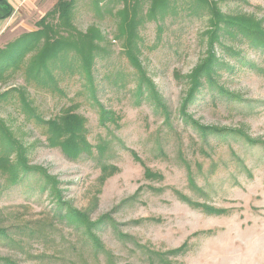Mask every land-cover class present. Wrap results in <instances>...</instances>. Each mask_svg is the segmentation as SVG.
I'll list each match as a JSON object with an SVG mask.
<instances>
[{"label": "rangeland", "instance_id": "obj_1", "mask_svg": "<svg viewBox=\"0 0 264 264\" xmlns=\"http://www.w3.org/2000/svg\"><path fill=\"white\" fill-rule=\"evenodd\" d=\"M56 1L19 3L0 30V49L35 31ZM211 1L225 14L253 16L264 28V0ZM92 14L82 1L74 15L76 28L84 31L94 21ZM177 14L159 23L160 32L154 22L139 28L138 60L165 112L151 100H138L134 71L111 40L114 25L107 16L100 28L110 43L105 57L94 62L95 98L84 79L68 71L57 75L59 92L27 84L21 71L0 83V95L23 94L12 91L0 98V120L27 148L29 164L54 177L64 201L90 222L111 220L92 230L104 247L97 251L83 226L55 215V204L34 175L21 176L15 185L0 176V228L7 231L0 237V257L17 264H264V52L236 37L222 40L232 55L216 46L225 66L212 76L215 85L204 84L187 115L199 125L242 136L203 138L179 110L187 76L208 46V20L181 8ZM21 98L43 120L73 107L84 120L92 154L71 160L48 147ZM99 106L108 112L105 124ZM98 160L114 172L103 176ZM35 222L46 226L37 228Z\"/></svg>", "mask_w": 264, "mask_h": 264}, {"label": "trees", "instance_id": "obj_2", "mask_svg": "<svg viewBox=\"0 0 264 264\" xmlns=\"http://www.w3.org/2000/svg\"><path fill=\"white\" fill-rule=\"evenodd\" d=\"M91 5L94 21L84 30L80 31L74 25L76 8L82 2ZM57 0L53 7L47 11L37 22L36 30L23 33L4 48L0 49V83H4L8 77L21 73L27 84L43 88L48 92H59L57 89V75L68 71L70 75H78L84 79V86L94 97L93 66L97 58H104L108 53L110 43L106 40L105 33L100 28L102 19L107 16L112 21L113 33L111 40L118 42L121 48V56L134 71L137 80L135 95L138 100H151L154 106L163 112L156 90L145 71L141 67V36L139 28L148 22L158 23V31H161L159 23L167 16H175L178 9L188 10L189 13H198L207 17L208 30L206 32L207 49L205 55L187 76L188 88L182 100L179 114L184 122L195 128L198 133L206 138L209 134L242 136L237 130L202 126L193 121L187 115L188 106L200 93L205 83L215 85L212 76L218 69L225 66L223 60L217 55V47H221L229 55L233 49L227 48L222 40L226 38H239L247 42L251 49L264 52V28L258 20L250 15H230L221 12L216 3L211 0ZM7 13L6 17L10 16ZM112 29V28H111ZM60 71L55 72L56 68ZM217 89L225 95L219 87ZM9 90L0 95L5 98ZM22 95V92H17ZM230 98H234L231 95ZM21 107L32 116L36 125L40 127L42 135L50 148H59L69 159L76 160L79 156L89 157L92 146L86 140V128L84 120L75 115L73 107L62 110V114L55 119L43 120L30 107V103L21 98ZM236 101H240L236 99ZM95 102H97L95 100ZM100 122L105 124L108 112L99 106ZM31 118V117H30ZM251 144L260 143L248 140ZM99 143L97 149L104 150ZM261 144V143H260ZM264 146V143H262ZM13 156V158H12ZM102 175H111L114 168L106 167L99 161ZM26 174H32L42 184V191L48 192V197L53 201L57 212L55 215L65 219L68 223L81 225L85 228L88 240L97 251H103L99 239L92 231L100 226L104 219L111 221L107 216L101 217L97 222H90L87 214L80 212L64 201L58 182L40 166L29 164L27 148L16 139L10 130L0 120V176L5 178L7 185H15ZM22 176V177H21ZM183 201L194 206L188 199ZM210 213H219L218 210H210ZM37 228H45V222H35ZM40 224V225H39ZM6 230L0 228V237L6 235ZM35 228H30L29 234L33 236ZM0 264H17L15 261L0 257Z\"/></svg>", "mask_w": 264, "mask_h": 264}, {"label": "crops", "instance_id": "obj_3", "mask_svg": "<svg viewBox=\"0 0 264 264\" xmlns=\"http://www.w3.org/2000/svg\"><path fill=\"white\" fill-rule=\"evenodd\" d=\"M31 1L32 0H0V30L4 27L5 22L10 16L18 10L19 6L17 5H19V3L25 2L27 4ZM8 12H11L10 16L6 17Z\"/></svg>", "mask_w": 264, "mask_h": 264}]
</instances>
